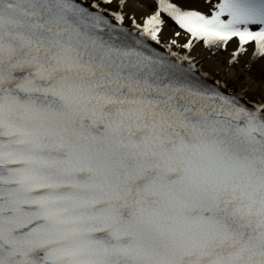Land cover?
I'll return each instance as SVG.
<instances>
[{"label": "snow or ice", "instance_id": "snow-or-ice-1", "mask_svg": "<svg viewBox=\"0 0 264 264\" xmlns=\"http://www.w3.org/2000/svg\"><path fill=\"white\" fill-rule=\"evenodd\" d=\"M241 62L264 68V0H0V264H264Z\"/></svg>", "mask_w": 264, "mask_h": 264}, {"label": "bare ground", "instance_id": "bare-ground-1", "mask_svg": "<svg viewBox=\"0 0 264 264\" xmlns=\"http://www.w3.org/2000/svg\"><path fill=\"white\" fill-rule=\"evenodd\" d=\"M136 0H130V3L134 5ZM197 3L203 4L204 0H196ZM129 10H132L130 7ZM206 10V9H205ZM175 26L169 21V26L166 29V35L172 34V29ZM183 42V41H182ZM193 55L201 58L204 62V68L206 71L211 72L214 75L224 76L225 72L228 71L227 61L229 59V53L221 52L219 54L213 55L212 53L205 51L203 48H197ZM230 76L226 78L231 80L238 75L243 74L249 80L258 79L262 73H264V68L260 65H256L251 71H247L245 68V62H241L239 67H233L230 70Z\"/></svg>", "mask_w": 264, "mask_h": 264}]
</instances>
